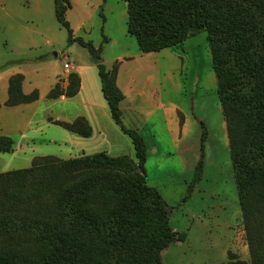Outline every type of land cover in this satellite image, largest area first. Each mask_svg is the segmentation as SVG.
I'll use <instances>...</instances> for the list:
<instances>
[{
    "label": "trees",
    "instance_id": "1",
    "mask_svg": "<svg viewBox=\"0 0 264 264\" xmlns=\"http://www.w3.org/2000/svg\"><path fill=\"white\" fill-rule=\"evenodd\" d=\"M122 1L127 33L143 54L207 32L250 264H264V0ZM69 8L70 0H54L55 18L68 42L98 60L101 46L73 36ZM117 71V62L111 69L97 64L102 96L113 122L131 140L135 160L105 152L70 159L46 155L34 157L30 167L0 173V264H164L161 253L184 241L185 233L171 228L160 193L147 185V147L139 132L123 123ZM22 80L21 74L9 77L5 106L39 98L37 90L22 92ZM80 85L79 75L71 72L66 87L56 83L46 98H72ZM54 124L81 137L91 135L84 117ZM200 124L203 142L206 129ZM14 145L11 137L0 135V153L13 152ZM202 171L201 154L190 190Z\"/></svg>",
    "mask_w": 264,
    "mask_h": 264
},
{
    "label": "rangeland",
    "instance_id": "2",
    "mask_svg": "<svg viewBox=\"0 0 264 264\" xmlns=\"http://www.w3.org/2000/svg\"><path fill=\"white\" fill-rule=\"evenodd\" d=\"M127 18V4L122 0H70L66 12L74 37L95 48L101 46L98 60L107 69L129 58L120 73L122 80L132 74L145 93L163 89L162 99L179 106V138L171 137L173 145L165 142L161 146L172 156L168 155L163 164L160 154L151 156L146 176L147 185L155 188L167 205L171 228L186 235L184 241L171 244L161 253L163 263L221 264L240 259L250 264L207 32L201 31L176 47L147 57L139 51L134 36L127 33ZM95 61L85 47L68 42L66 30L55 18L54 0H0V100L8 75L22 73L26 83L35 85L40 94L49 89L52 79L68 63L80 72L84 82L83 95L72 97L65 106L69 115L77 113L83 108L84 93L92 98L99 93ZM46 91L32 107L0 112V129L8 127L16 143H21L19 132L30 118L38 124L36 132H26L32 136V140H24L29 146L22 145V150L20 144H15L13 152L0 153V173L30 167L36 156L77 158L82 149L87 155L106 152L135 160L131 140L115 125L110 113L103 120L110 127L109 141H97L90 147L73 143L82 139L44 122L47 113L56 115L58 108V103L46 98ZM142 117L136 115L135 123H142ZM200 123L206 129L203 142ZM180 145L184 151L178 153ZM201 154V180L190 190Z\"/></svg>",
    "mask_w": 264,
    "mask_h": 264
},
{
    "label": "crops",
    "instance_id": "3",
    "mask_svg": "<svg viewBox=\"0 0 264 264\" xmlns=\"http://www.w3.org/2000/svg\"><path fill=\"white\" fill-rule=\"evenodd\" d=\"M162 51L157 53H162ZM143 55H147V57H153L152 55H155V53H147ZM127 63H129V58L119 61L118 71L116 76V85L124 96L122 102L120 103V109L123 114V123L125 125L128 124L127 127L129 128L136 129L145 141L147 147V161H146V176H147V169L149 162L151 160L150 159L151 156H157L158 154H160L161 155L160 160H162V164H163L166 158H168V155H170V152H167V150L169 149L164 151L161 146L165 142L172 143L173 145V142L171 141V137L174 138L173 140L179 138V126H178L179 120L177 119L176 116V111L177 109H179V106L175 103L170 102L168 99L167 100L162 99L160 90L163 89L156 88L154 92L145 93L142 88L140 89V87H137L136 82H134V79L136 80V77L133 76L132 74L125 80H122L120 78V73L122 71V68L124 67L123 65ZM71 72L77 73L81 80L79 92L74 97L81 95L84 91V82L82 75L80 74V72L76 70L75 67L71 66L70 69L64 68L61 74L56 75L54 79H52L48 87L49 89L47 91L45 90L46 91L45 96L48 93V91L52 89L55 86V84L58 82H60L61 85L65 88L67 85L68 75ZM14 74H21L23 76V80L21 83V90L24 94H29L33 90H37L35 89V85L26 83L27 80L22 73H14ZM14 74L8 75L3 85V89L5 90V93L3 99L0 100V104H1L0 112L3 109L15 110V109H26V107H32L41 99L42 95L45 92V91L43 93L40 92L39 98L32 103L20 104L12 107L5 106L4 102L7 100L8 80L9 77ZM161 85L162 87H164L162 83ZM99 93L101 94L100 88H99ZM99 93L94 98L84 93L83 102H82L83 108L81 109V111H77V113H74L72 115H69L67 109H65L66 104L70 103L68 101H70L71 98H66L64 96H61L57 99L51 100L54 101L53 103H58L56 115H51L47 113V115L44 117V122H46L47 124H54L55 121L72 122L78 117H84L91 128V135L89 137H81L68 131L69 133L77 136V138L82 139V141L72 140L73 143L75 144L80 143L82 145L90 147L92 144H95L97 141H103V142L109 141L107 127L108 128L110 127L108 124L106 127V124L103 123V120L105 119V116L110 112L105 99L103 98V96H100ZM139 114H142L144 116L142 117L143 118L142 123L140 124L135 123L136 115ZM172 118H174V124L172 122ZM29 120H30L29 123L25 125L24 129H22V132H19L20 135L19 140L21 141V143H16L14 141L15 144H20L19 148L22 150H23L22 145L29 146L27 144V141L32 140L31 139L32 136L27 134L26 132L28 131L36 132V125H38L37 121L34 123V121H31V118ZM2 128L7 132H4L2 131L3 129H0V135L11 137V133H10L11 130L8 127H2ZM25 139L27 141H24ZM155 139L157 140L156 143H152V140ZM176 149L173 148L174 154H176L175 151ZM181 150L182 152L184 151L182 149V146L180 145L177 152L181 153ZM82 155H87V153H85L83 149L81 150L80 156ZM192 164L194 163L191 162L189 165L191 166Z\"/></svg>",
    "mask_w": 264,
    "mask_h": 264
},
{
    "label": "water",
    "instance_id": "4",
    "mask_svg": "<svg viewBox=\"0 0 264 264\" xmlns=\"http://www.w3.org/2000/svg\"><path fill=\"white\" fill-rule=\"evenodd\" d=\"M99 63H102V60H96L95 61V64H99ZM167 215L169 216V212L167 213Z\"/></svg>",
    "mask_w": 264,
    "mask_h": 264
},
{
    "label": "built area",
    "instance_id": "5",
    "mask_svg": "<svg viewBox=\"0 0 264 264\" xmlns=\"http://www.w3.org/2000/svg\"><path fill=\"white\" fill-rule=\"evenodd\" d=\"M69 67H70V65H69L68 63H65V64H64V68H65V69H69Z\"/></svg>",
    "mask_w": 264,
    "mask_h": 264
}]
</instances>
